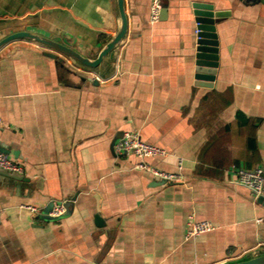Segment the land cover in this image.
Wrapping results in <instances>:
<instances>
[{
	"label": "crops",
	"instance_id": "obj_1",
	"mask_svg": "<svg viewBox=\"0 0 264 264\" xmlns=\"http://www.w3.org/2000/svg\"><path fill=\"white\" fill-rule=\"evenodd\" d=\"M194 2L230 11L211 88L195 85ZM150 5L126 0L127 37L99 69L27 40L0 50V145L27 178H0V264H222L264 247V201L231 171L264 167V0H161L154 23ZM120 21L116 0H0V39L31 30L92 57ZM129 130L180 180L116 154ZM190 216L216 228L187 238Z\"/></svg>",
	"mask_w": 264,
	"mask_h": 264
},
{
	"label": "water",
	"instance_id": "obj_2",
	"mask_svg": "<svg viewBox=\"0 0 264 264\" xmlns=\"http://www.w3.org/2000/svg\"><path fill=\"white\" fill-rule=\"evenodd\" d=\"M116 1L121 19L119 28L100 48L95 57L87 56L72 46L58 41L51 36L31 30H17L7 34L0 39V50L11 42L27 40L51 49L57 54L67 58L75 66H78L82 69L89 71L99 69L107 59L114 58L128 34L129 22L126 12V0ZM192 6L197 25L195 85L211 88L214 86V80L216 78L217 68L219 66V40L216 24L219 19L229 15L230 11L218 10L215 8V5L206 2H194ZM166 11V8L163 7L161 10V15H165ZM57 54L48 53L50 57L64 62L65 59L58 56ZM0 151L4 153L9 152L6 147L1 145ZM0 178L7 182L10 180H27L24 174L8 172L3 169H0ZM161 182V184L166 183L165 180ZM259 200L264 201V197L260 196ZM99 217L100 216L97 217L98 221L101 220ZM222 264H264V247L251 250L240 258L229 260Z\"/></svg>",
	"mask_w": 264,
	"mask_h": 264
},
{
	"label": "built area",
	"instance_id": "obj_3",
	"mask_svg": "<svg viewBox=\"0 0 264 264\" xmlns=\"http://www.w3.org/2000/svg\"><path fill=\"white\" fill-rule=\"evenodd\" d=\"M161 10V0H151L150 20L152 23L157 22L160 19ZM114 148L116 154L118 155L133 154L137 156L141 160L138 167L151 173L156 179L162 181L165 180L166 183L180 180V176L178 174L157 169L144 161L146 158L152 156L164 155L165 151L159 146L144 141L137 131H125L122 137L114 144ZM0 169L18 174L24 173L23 166L2 151H0ZM231 171L238 183L247 187L256 195L264 197V167L246 168L232 165ZM25 207L33 212L38 211V208L35 206ZM62 211V206L58 205L53 208L52 214L59 215ZM215 228L216 226L209 220H197L194 216H190L187 223L186 237H197L211 232Z\"/></svg>",
	"mask_w": 264,
	"mask_h": 264
}]
</instances>
